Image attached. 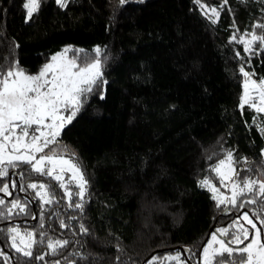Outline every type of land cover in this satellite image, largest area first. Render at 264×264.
I'll return each instance as SVG.
<instances>
[{
	"label": "trees",
	"instance_id": "trees-1",
	"mask_svg": "<svg viewBox=\"0 0 264 264\" xmlns=\"http://www.w3.org/2000/svg\"><path fill=\"white\" fill-rule=\"evenodd\" d=\"M27 1L0 0L5 72L17 64L38 72L63 52L78 67L99 58L103 75L99 87L81 96L80 110L58 138L88 181L82 196L70 182L67 197L61 181L31 165L0 166L9 173L0 187L8 184L11 193L0 192V264H197L199 258L202 264L217 229H229L222 235L227 242L243 224L251 239L245 212L264 239L258 186L234 206L200 185L208 180L231 198L232 182L221 183L213 171L228 152L236 183L264 182V115L240 107V68L264 78V43L246 52L240 42L264 35L257 27L264 25V0H66L65 7L40 0L31 18ZM28 184L44 185L52 203ZM13 228L30 247L12 246L13 236L21 245ZM56 241L68 243L53 251L49 243Z\"/></svg>",
	"mask_w": 264,
	"mask_h": 264
},
{
	"label": "snow or ice",
	"instance_id": "snow-or-ice-1",
	"mask_svg": "<svg viewBox=\"0 0 264 264\" xmlns=\"http://www.w3.org/2000/svg\"><path fill=\"white\" fill-rule=\"evenodd\" d=\"M61 7L66 6V0H56ZM126 0H120V3H125ZM199 3V0H196ZM40 0H28L24 7L27 9V16L31 18L33 13L38 11ZM203 7V5H202ZM211 11L218 16L215 9ZM257 27L264 28V25ZM235 39V37H233ZM260 41L264 43V35L257 36L252 34L251 40L244 41V51L251 50L252 43ZM70 48H65L63 51L67 53ZM82 50H74L79 52ZM97 57L100 55V48L95 50ZM246 78L244 81V96L241 100L240 107L243 108L245 104L252 107L257 113L264 112V78L260 79L259 84L255 80L251 81V91L258 93L252 96L249 93L250 75L245 72L243 67L240 68ZM103 73L101 71V61L97 58L94 62L86 64L83 67H78L75 59H66L62 54L52 57V62L45 64L43 68L36 75H27L23 69L19 68L17 64L15 70L4 71L0 66V166L9 165L17 167V161L31 165V168L49 177H54L57 181H62L63 177L56 174L54 170L59 168L60 173L65 170L67 165L73 171L74 176L79 180V195H83L85 185L88 183L84 179L82 173L75 165L71 164L69 160L55 159L58 153L49 148V145H56L58 143L57 137L66 124L71 123L76 117L81 107V96L87 92H91L93 86L99 87L97 81L100 80ZM257 101L260 106H257ZM69 113L64 115V113ZM264 134V128L261 129ZM45 148L49 149V154L41 155L38 159L35 153H42ZM45 162L51 165L45 171ZM233 154L228 152L225 159L220 160L219 164L213 168V171L221 178V183L225 180L232 182V196L221 199L220 203H225L227 200L232 205H236L237 197L244 194L245 191L251 193L258 186V191L261 196H264V182L254 180L243 181V186L236 183L234 177L238 175L233 167ZM227 167V171H222V168ZM9 173L5 167H0V178L8 176ZM202 186L211 187V190L216 193L218 189L210 184V181H201ZM61 186L64 185L61 183ZM12 187H16V183H12ZM24 186H21L23 190ZM29 188H36V184H28ZM44 189V185L39 186ZM0 192H9L8 184L0 187ZM38 196L46 203H52V200L45 199L46 191L38 192ZM71 194L69 193V197ZM215 198V197H214ZM4 200L0 199V204ZM249 203H256L255 200ZM77 208L82 205L77 204ZM240 207H244L243 204ZM12 208H19L20 212H24V205L19 201H12ZM11 212V209H9ZM243 220L247 221L254 230V235L249 239V229L243 224H237L238 231L232 234V239L225 242L220 239L216 232L211 235V240L208 245L203 248L204 264H222L225 258L229 259V264H264V239H262V229L257 228L250 218L248 213L243 214ZM261 225H264V219H260ZM64 226V225H62ZM83 228V226H81ZM87 231V229H83ZM12 232L18 233V230L13 228ZM217 232L223 236L229 235L228 228L217 229ZM31 238L32 234L28 233ZM13 247L17 251H23L16 244V236H13ZM247 241V243H245ZM23 239L21 243H23ZM67 241H56L55 244L49 243V247L53 251L56 250V245H66ZM219 245L218 248H213V245ZM236 245L237 247H232ZM240 245H243L240 247ZM28 247L31 246L29 243ZM24 255H31L30 252L25 251ZM238 255V260L230 259L232 256ZM168 259H179V257H169Z\"/></svg>",
	"mask_w": 264,
	"mask_h": 264
},
{
	"label": "rangeland",
	"instance_id": "rangeland-1",
	"mask_svg": "<svg viewBox=\"0 0 264 264\" xmlns=\"http://www.w3.org/2000/svg\"><path fill=\"white\" fill-rule=\"evenodd\" d=\"M27 2H28V1H27ZM206 11L209 12V13H213L211 10H206ZM62 53H63V52H57V53L53 54L52 57H53V56H57L58 54H62ZM62 55H63L64 58H66V59H72V58H69V57L65 56L64 54H62ZM51 62H52V58H51V61L48 62V63H51ZM48 63H47V64H48ZM42 68H43V67H42ZM42 68H41V69H42ZM24 72H25V74H27V75H36V74L39 73V71H38V72H28V71H26V70H24ZM245 72H246V71H245ZM248 73H249V72H248ZM249 75H250V81H249V93H250V95H252V96H256V95H258V93H254V92L251 91V81H252V80H255L256 83L259 84L260 80H257L256 78H254V77L252 76L251 73H249ZM245 79H246V78L244 77V81H245ZM243 96H244V85H243ZM257 106H258V107L260 106V104H259L258 101H257ZM68 114H69V113H67V112L64 113V115H68ZM260 114H263V115H264V112H261ZM66 125H67V124H66ZM66 125H65V126H66ZM61 131H62V130H60V133H61ZM59 136H60V134H59ZM59 136L57 137V141H58V143H57L56 145H49V148H53V149L58 153V155H57L56 157H54V158H55V159H58V160H60V159H63V160H69V161L71 162V164L75 165L76 168H78L79 171H80V167L78 166V161L75 159V157H74L73 155L68 154L67 148H65L62 144H60V141L58 140ZM46 154H49V149H48V148H45L44 151H43L42 153H35L37 159H38L41 155H46ZM218 164H219V162H218L216 165H218ZM216 165H215V166H216ZM44 167H45V171H47V169L50 168L51 165L48 164L47 162H45ZM64 168H65V170L63 171V173H60L59 168H56V169L54 170V172H55L56 174H60V175H62L63 179H62L61 183L64 185L63 187H64V190H65L66 196L69 197V193L72 194V189L69 188L70 182H71L72 185H74V186L76 187V189H77L76 192H77V194H79V193H80L79 180L74 176L73 171L70 170V169L68 168L67 165H65ZM222 171H227V167L225 166L224 168H222ZM11 172H12V171H11ZM80 173H81V171H80ZM225 181H228V180H225ZM210 184L213 185L212 183H210ZM200 185L202 186L201 182H200ZM39 186H40V185H39ZM39 186L36 187L37 190H38L37 193H38V192H42V191H44V189H41ZM202 187L208 189V190L211 192V194L215 197V199H216L217 202H219L221 199H224V198L226 197V194H225L224 192L220 191V190H218V192L214 193V192L211 190V187H208V186H202ZM242 217H243V216H242ZM246 222H247V221H246ZM247 224H248V223H247ZM257 228H258V227H257ZM18 233H19V232H18ZM216 234H217V236H218L220 239H224L225 242H226V239L223 238L222 235H221L220 233L216 232ZM251 234L254 235V230H253L252 228H251ZM16 235H17V233H16ZM17 236L19 237L20 240L23 239V241H24L23 243L20 242L21 245H18V244H17L19 247L27 246V245L30 243V240H29L28 237H23L20 233H19ZM261 238H262V237H261ZM210 240H211V237L209 238V241H210ZM209 241H208V242H209ZM207 245H208V243L206 244V246H207ZM206 246H205V247H206ZM218 247H219V245H216V244L213 245V248H218ZM201 253H202V255H201V263L204 264V254H203V251H202Z\"/></svg>",
	"mask_w": 264,
	"mask_h": 264
},
{
	"label": "water",
	"instance_id": "water-1",
	"mask_svg": "<svg viewBox=\"0 0 264 264\" xmlns=\"http://www.w3.org/2000/svg\"><path fill=\"white\" fill-rule=\"evenodd\" d=\"M12 173H13V174H16V171L13 170ZM35 221H36V217L32 220V222H35ZM213 230H215V229L212 228V229L210 230L209 234L206 236V238H205V240H204V242H203V245L206 243V241L208 240V238H209V236H210V233L213 232ZM262 239H263V237H262ZM199 259H200V258H199ZM199 259H198V263H197V264H200Z\"/></svg>",
	"mask_w": 264,
	"mask_h": 264
}]
</instances>
